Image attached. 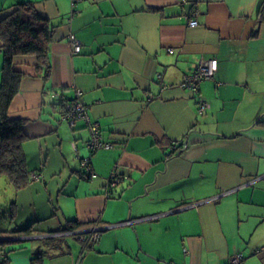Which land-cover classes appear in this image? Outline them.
Segmentation results:
<instances>
[{
    "label": "crops",
    "instance_id": "crops-1",
    "mask_svg": "<svg viewBox=\"0 0 264 264\" xmlns=\"http://www.w3.org/2000/svg\"><path fill=\"white\" fill-rule=\"evenodd\" d=\"M19 1L0 0V20ZM32 1L56 32L48 74L36 55L15 58L25 75L10 116L25 120L33 175L18 189L0 175L16 212L31 207L0 215L6 264H32L38 248L40 264H229L239 252L264 264V0ZM210 57L214 77L184 86ZM78 99L111 146L90 150L86 118H62ZM73 218L98 239L60 233Z\"/></svg>",
    "mask_w": 264,
    "mask_h": 264
},
{
    "label": "trees",
    "instance_id": "trees-1",
    "mask_svg": "<svg viewBox=\"0 0 264 264\" xmlns=\"http://www.w3.org/2000/svg\"><path fill=\"white\" fill-rule=\"evenodd\" d=\"M14 6L0 20L1 49L4 56L0 85V175L5 174L18 189L31 181L33 173L30 174L31 171L26 166L22 148L25 120L10 116L11 102L25 75L15 67V58L25 54L36 55L37 72L48 74L49 48L55 38L56 25L39 11L32 0H21ZM80 224L77 218L69 219L67 226L59 231L76 230ZM17 230L31 233L36 229L30 224ZM2 253L0 264H6L7 255ZM44 253L42 248H38L32 255V264H40Z\"/></svg>",
    "mask_w": 264,
    "mask_h": 264
},
{
    "label": "built area",
    "instance_id": "built-area-1",
    "mask_svg": "<svg viewBox=\"0 0 264 264\" xmlns=\"http://www.w3.org/2000/svg\"><path fill=\"white\" fill-rule=\"evenodd\" d=\"M188 24L190 26H196L199 24L198 20L192 16H189ZM73 49L75 52H79L81 50V42L76 38L74 34L70 35ZM218 68V59L216 57H210L205 61H201L197 64L196 68L189 74H187L184 78L183 85L187 86L193 90H197L199 88V83L207 78H212L215 75V72ZM78 90V89H77ZM81 91H78L80 94ZM54 96L56 98H60L61 95L59 92H54ZM201 109L205 108V102L201 103ZM85 117L87 120V124L89 125V130L91 133V137L86 142V146L94 151L102 147L111 146L110 143L104 142L101 138L100 132V124L97 121H93L88 113L86 112L85 106L79 101H75L73 105H67L65 110L62 113V118L69 120L72 124L75 123L79 118ZM83 171L86 176L90 177L94 174L93 168L90 163L89 157H83L82 160ZM122 175L121 168L117 165L111 172V175L108 178V183L110 185H116L119 181L120 176ZM39 177L38 175H34ZM130 220L129 222H131ZM100 229L94 228L90 231H76V236L82 240H90L96 241L99 237ZM3 256V253L0 252V258ZM244 254L242 252L236 253L230 260L229 264H241ZM76 264H81L77 262Z\"/></svg>",
    "mask_w": 264,
    "mask_h": 264
},
{
    "label": "rangeland",
    "instance_id": "rangeland-1",
    "mask_svg": "<svg viewBox=\"0 0 264 264\" xmlns=\"http://www.w3.org/2000/svg\"><path fill=\"white\" fill-rule=\"evenodd\" d=\"M13 186H9V182L7 180H0V215L2 217H12V215L16 214L17 217L27 216L29 212H31V207L26 205L25 207H21L19 211L16 212L15 207L11 206V200L14 199L11 195V190ZM5 226L10 225V220H3ZM31 243L30 241L23 242L24 245H28Z\"/></svg>",
    "mask_w": 264,
    "mask_h": 264
},
{
    "label": "bare ground",
    "instance_id": "bare-ground-1",
    "mask_svg": "<svg viewBox=\"0 0 264 264\" xmlns=\"http://www.w3.org/2000/svg\"><path fill=\"white\" fill-rule=\"evenodd\" d=\"M64 119V118H63ZM95 228H97V227H95ZM94 229V228H93ZM81 229H76V230H72V231H70V230H65V231H60V233H65V232H69L68 234H70V232L71 233H73V234H75V236H76V232H74V231H80ZM77 237V236H76Z\"/></svg>",
    "mask_w": 264,
    "mask_h": 264
},
{
    "label": "water",
    "instance_id": "water-1",
    "mask_svg": "<svg viewBox=\"0 0 264 264\" xmlns=\"http://www.w3.org/2000/svg\"><path fill=\"white\" fill-rule=\"evenodd\" d=\"M90 230H92V229L80 230V231L87 232V231H90ZM100 230H102V228H100ZM74 232H76V231H74Z\"/></svg>",
    "mask_w": 264,
    "mask_h": 264
}]
</instances>
